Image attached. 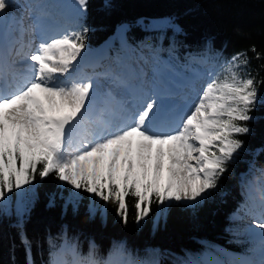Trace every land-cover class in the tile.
Wrapping results in <instances>:
<instances>
[{"label":"trees","instance_id":"trees-1","mask_svg":"<svg viewBox=\"0 0 264 264\" xmlns=\"http://www.w3.org/2000/svg\"><path fill=\"white\" fill-rule=\"evenodd\" d=\"M32 1L43 13L59 6L58 0ZM53 20L48 17L50 23ZM85 25L91 30L82 58L95 53L89 64L101 71L110 65L157 63L160 71L168 70L176 80L192 81L209 72L222 78L231 58L246 52L249 64L241 75L247 72L255 77L259 98L264 100L260 83L264 81V0H88L82 17L66 15L62 32ZM172 25L182 31L176 32ZM250 114L252 131L240 137L244 148L229 163L210 198L195 208L173 204L159 215L154 202L151 214L137 224L134 199L129 196L125 224L114 204L83 192L71 196L66 187H58L54 174L44 180L37 176L32 185L6 193L5 204L0 201V264H51L53 260L74 264L86 259L104 264L110 254L112 264L250 260L259 243L235 215L252 208L262 193L264 103L258 102ZM53 194L56 200L50 206ZM70 197L74 203L66 206ZM15 203L27 209L23 217Z\"/></svg>","mask_w":264,"mask_h":264},{"label":"snow or ice","instance_id":"snow-or-ice-1","mask_svg":"<svg viewBox=\"0 0 264 264\" xmlns=\"http://www.w3.org/2000/svg\"><path fill=\"white\" fill-rule=\"evenodd\" d=\"M76 3L82 17L88 0ZM12 6L11 0H0V19L7 18ZM90 30L85 25L78 31L54 32L33 48L31 41H23L22 29L16 56L26 63L25 71H11L0 62V201L6 193L32 185L37 176L44 180L54 174L61 182L58 187L71 186V196L82 190L114 204L125 224L129 196L137 224L151 214L154 202L159 215L173 204L195 208L218 188L229 163L244 148L240 137L252 131L250 113L258 102L264 103L255 77L241 75L249 64L247 53L237 52L222 78L209 72L172 123L160 120L155 92L146 93L138 106L94 114L92 79H61L86 50ZM112 78L127 86L119 75ZM261 192L264 207V183ZM55 200L53 194L49 205ZM72 203L70 197L66 206ZM26 211L18 208L17 213L23 217ZM256 226L264 235V222ZM104 264H112L111 254Z\"/></svg>","mask_w":264,"mask_h":264},{"label":"rangeland","instance_id":"rangeland-1","mask_svg":"<svg viewBox=\"0 0 264 264\" xmlns=\"http://www.w3.org/2000/svg\"><path fill=\"white\" fill-rule=\"evenodd\" d=\"M11 3L13 6L7 11V18L0 19V62L7 63V61H10L8 63L12 66L11 71L24 72L27 65L16 56V50L20 48L21 30L23 29V41L25 43L31 41L33 48H35L44 37L52 35L54 32H62V25L66 15L77 13L78 6L76 0H58V7H53L49 13H43L38 9L37 1L11 0ZM54 8H60L59 12H56ZM50 16L55 19L54 23L48 21ZM94 56L95 53H90L84 60L81 55L72 72L61 77V79H67L69 76L91 78L94 86L91 97L92 104L103 100L109 95L119 96L128 92L127 86H122L113 80V75H119L122 79L126 78L125 80L123 79L126 85H138V83L142 82L145 90L150 95L155 92L159 97V101L167 105L169 114L174 116L178 115L180 110L191 101L195 90L208 80V75L206 74H202L201 78L192 81L183 80V77L176 80L168 70L165 71L163 69L160 71L157 63H152L148 66L138 63L132 66L127 64L122 66L110 65L109 68L103 64L105 69L101 71L98 70V67L89 64V62L93 61ZM58 183L60 184L61 182L58 181ZM63 187H66V190L71 192V194L73 193L71 186ZM82 192L89 198L93 197L82 190L75 196L83 195ZM261 195L262 193L255 197L257 202L254 207L240 210L236 214L237 218L246 222L252 237L259 243L257 252L250 260L242 264H262V261H264V235H261L262 230L256 226L264 222V207L261 206ZM6 198L3 200L4 204L7 201ZM14 207L15 210L19 208L17 203L14 204Z\"/></svg>","mask_w":264,"mask_h":264},{"label":"bare ground","instance_id":"bare-ground-1","mask_svg":"<svg viewBox=\"0 0 264 264\" xmlns=\"http://www.w3.org/2000/svg\"><path fill=\"white\" fill-rule=\"evenodd\" d=\"M10 61H7L6 64L10 65L8 63ZM13 63V62H11ZM15 63V62H14ZM16 64V63H15ZM12 68V66H11ZM10 68V70H11ZM22 72V71H21ZM129 77V76H127ZM124 80L126 78H123ZM138 81V79H136ZM135 83V82H134ZM127 93L126 94H121L119 96H107L101 101H97L95 104H93V113H99L100 110L102 109H117L119 107H124V108H130L133 105H139V102L144 99L145 94H149L144 86L143 83H138V85L134 84H127ZM150 95V94H149ZM159 98V97H158ZM158 103L161 105V111H160V120L164 123H172L174 119L177 117V115H170L168 111L167 105H164L161 103L158 99Z\"/></svg>","mask_w":264,"mask_h":264}]
</instances>
